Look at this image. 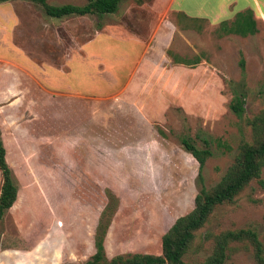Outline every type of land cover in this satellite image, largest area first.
Returning a JSON list of instances; mask_svg holds the SVG:
<instances>
[{
    "label": "rangeland",
    "instance_id": "1",
    "mask_svg": "<svg viewBox=\"0 0 264 264\" xmlns=\"http://www.w3.org/2000/svg\"><path fill=\"white\" fill-rule=\"evenodd\" d=\"M87 1L47 0L51 5ZM159 3L121 0L113 13L62 18L47 16L30 0L0 3V14L8 12L0 16V70L22 58L64 66L96 29L123 21L132 26V17L144 19ZM170 15L176 30L166 52L173 63L188 62L181 64L189 68L184 74L189 85L181 100L166 102L153 118L114 97L74 99L29 81L26 88V80L8 86L0 71V136L18 190L0 219V264H84L99 244L106 261L137 252L160 254L162 235L194 207L201 187L198 162L180 138L210 149L202 169L208 189L233 164L242 143L254 141L247 121L264 110V18L253 12L256 32L241 35L222 28L236 15L219 23ZM241 94L239 118L229 103ZM155 105L142 104V111ZM64 116L87 139L77 158L71 145L56 147L62 141L54 133L68 120ZM238 228L264 238V189L255 179L214 208L194 232L183 260H205L216 234ZM226 253L223 264H258L248 240L230 242Z\"/></svg>",
    "mask_w": 264,
    "mask_h": 264
},
{
    "label": "crops",
    "instance_id": "2",
    "mask_svg": "<svg viewBox=\"0 0 264 264\" xmlns=\"http://www.w3.org/2000/svg\"><path fill=\"white\" fill-rule=\"evenodd\" d=\"M11 1L15 0L5 2ZM158 1L160 3L153 5L152 12L144 19L132 17V26L123 21L106 23L102 29H96L79 50L68 55L64 66L47 62L35 64L32 60L22 58L21 63L12 59L10 66L0 71L5 74L9 80L7 85L9 83L10 86L11 82L18 84L19 81L23 84V80H26V88L29 87V81L41 86L43 90L48 87L74 99L114 97L116 101L139 110L145 119L153 118L160 113L166 102L181 100L189 85L184 78L189 68L181 63H173L166 52L176 30L170 15L172 11L211 23L230 19L246 9H251L257 17L264 18V0ZM162 7L165 11L159 13L161 9L158 8ZM9 13L14 14L13 10ZM6 15L3 14V17ZM8 86L2 90L3 93H7ZM25 97L34 103L40 101L39 97L38 100L32 96ZM11 98H6L7 102L12 101ZM152 103L156 104L155 107L142 111V104L146 107ZM69 117L72 118L71 113ZM69 117L64 116L68 120L61 122L58 132L54 133L62 141L56 147L62 149L64 145H71L69 151L73 150L72 155L77 158L81 145L87 143V139L78 131L76 124L71 123Z\"/></svg>",
    "mask_w": 264,
    "mask_h": 264
},
{
    "label": "trees",
    "instance_id": "3",
    "mask_svg": "<svg viewBox=\"0 0 264 264\" xmlns=\"http://www.w3.org/2000/svg\"><path fill=\"white\" fill-rule=\"evenodd\" d=\"M10 0H0L5 2ZM41 4L44 12L49 17L62 18L69 15L104 14L113 13L118 9L121 0H88L83 5L61 4L51 5L47 0H30ZM187 18L201 20L202 18ZM222 28L226 32H236L241 35L256 32V20L251 9L236 13L232 24L223 22ZM177 63L188 62L174 60ZM240 68L244 70L245 60L239 61ZM244 94L236 95L229 103V108L241 118L244 113ZM254 133L253 142H244L235 157L233 164L222 176L220 181L208 189L203 186L202 169L205 160L210 156L208 148H198L190 138L181 137L183 147L198 162L197 179L201 187L194 197V207L185 215L175 219L171 227L161 237V253H133L127 256H116L110 261L104 258L103 245L99 244L94 254L84 264H191L183 260L188 245L194 237V232L202 227L208 220L214 208L224 202L231 201L255 179L264 189V110L248 119ZM0 171L2 184L0 188V219L17 198V186L15 185L11 168L7 162L6 149L0 136ZM215 242L212 254L205 260L195 264H223L227 258L229 243L232 241L248 240L253 248V255L258 264H264V238L261 240L258 233L251 228H238L222 231L214 236Z\"/></svg>",
    "mask_w": 264,
    "mask_h": 264
}]
</instances>
